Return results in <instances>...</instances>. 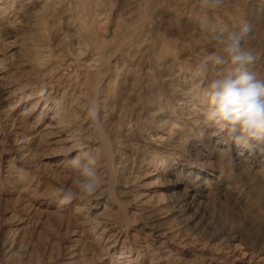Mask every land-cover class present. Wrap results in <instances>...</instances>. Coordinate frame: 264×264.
<instances>
[{
  "label": "rangeland",
  "instance_id": "1",
  "mask_svg": "<svg viewBox=\"0 0 264 264\" xmlns=\"http://www.w3.org/2000/svg\"><path fill=\"white\" fill-rule=\"evenodd\" d=\"M209 16L201 30L196 0H0V264H264V152L206 122L191 76L243 19L264 75V0ZM88 154L98 190L59 204Z\"/></svg>",
  "mask_w": 264,
  "mask_h": 264
},
{
  "label": "clouds",
  "instance_id": "2",
  "mask_svg": "<svg viewBox=\"0 0 264 264\" xmlns=\"http://www.w3.org/2000/svg\"><path fill=\"white\" fill-rule=\"evenodd\" d=\"M227 0H196L198 23L201 30L209 28V13L226 6ZM211 51L197 60L191 76L199 88L204 104V119L238 145L255 141L264 152V75L256 68L258 56L248 46L254 26L247 19L234 30L219 28ZM86 118L98 133H103L100 106L95 103L86 109ZM81 150H84L81 142ZM78 175L71 187L57 189L61 205L93 196L99 187L96 155L85 160H72Z\"/></svg>",
  "mask_w": 264,
  "mask_h": 264
}]
</instances>
